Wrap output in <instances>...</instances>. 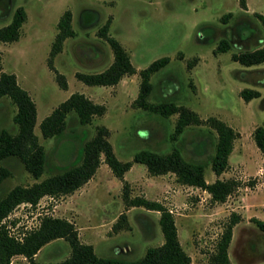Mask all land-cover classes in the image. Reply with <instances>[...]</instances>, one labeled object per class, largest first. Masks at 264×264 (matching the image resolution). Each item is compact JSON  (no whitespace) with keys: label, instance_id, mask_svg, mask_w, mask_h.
I'll use <instances>...</instances> for the list:
<instances>
[{"label":"rangeland","instance_id":"1","mask_svg":"<svg viewBox=\"0 0 264 264\" xmlns=\"http://www.w3.org/2000/svg\"><path fill=\"white\" fill-rule=\"evenodd\" d=\"M18 5L25 8L26 19L18 39L0 41V71L14 72L18 83L35 101L34 132L46 156L39 177L27 171L18 157L1 159L0 166L10 173L0 182V198L15 185H30L80 162L83 143L95 134L97 125L103 124L121 160H132L143 148L167 152L177 146L185 159L203 162L208 181L216 177L239 180L224 201H215L202 188L179 182L173 172L150 174L140 162H132L124 178L130 196L158 200L173 213L180 243L193 262L224 264L212 262L210 256L216 252L232 212L240 219L233 227L227 249L230 264L263 262L264 231L251 218L264 220L262 154L252 135L257 125L264 126V82H253L249 75L258 65L262 70L264 62L243 66L231 54L264 42L261 21L254 14L264 13V0H250L249 9L254 12L243 10L238 0H0V26L11 20ZM66 8L72 12L75 34L64 39L62 50L52 60L66 76L68 86L62 88L47 58L57 20ZM85 10L96 12L95 21L88 23L82 17ZM228 11L232 14L223 22L221 16ZM107 18L111 20L109 33L126 48L136 72L125 74L115 85L87 84L76 77V71H100L113 59L111 46L97 31ZM222 37L232 39L231 47L214 52ZM162 55H168L170 60L151 75L148 99L184 104L201 118L217 116L238 131L228 166L218 175L211 168L217 132L208 123L186 125L172 139L177 113L161 116L132 104L139 89L138 70ZM243 87L258 88L262 95L245 100L239 95ZM74 91L103 103L105 112L81 124L76 111L70 110L61 134L43 136L39 127L42 118ZM15 112L16 105L10 97H0V130L17 131ZM101 157L89 187L83 183L85 189L55 194L52 199L45 194L35 204L16 203L4 217L10 231L23 236L38 227L43 216H61L74 223L80 239L93 243L97 255L128 260L138 259L148 246L162 243L159 210L127 207L122 200L123 179L115 176ZM160 180L169 181L171 186L157 190ZM93 184H97L95 188ZM121 212H126L129 228L115 230L113 224ZM69 253L68 241L58 237L38 249L35 258L40 262L59 261ZM12 261L27 264L28 259L16 254Z\"/></svg>","mask_w":264,"mask_h":264},{"label":"trees","instance_id":"2","mask_svg":"<svg viewBox=\"0 0 264 264\" xmlns=\"http://www.w3.org/2000/svg\"><path fill=\"white\" fill-rule=\"evenodd\" d=\"M238 3L241 8L247 9L246 0H238ZM231 14L232 11L226 12L221 16V20L225 22ZM254 14L261 21L264 31V13L256 11ZM82 17L88 23L95 21L96 12L85 10ZM25 19V8L22 5L16 6L11 20L0 26V41L8 42L18 39L21 25ZM110 21V18H107L97 31L111 46L113 59L107 67L100 71H76V77L87 84L113 85L125 74L136 72L126 48L109 33ZM71 22L72 12L69 8H66L57 20V32L51 42L47 58V63L54 71L55 79L62 88L68 86L66 76L56 69L52 60L62 50L64 39L75 34ZM231 42L232 39L222 37L213 51L228 50L231 47ZM231 58L243 66H251L264 61V47L241 49L232 52ZM1 60L2 55L0 53V63ZM169 60L168 55H162L138 70L140 76L139 89L132 104L161 116L177 113L174 130L170 136L172 139L177 138L186 125L208 123L217 132L215 151L211 157V168L218 175L228 166L229 154L238 131L217 116H209L203 119L194 109L184 104L169 100L150 101L148 99L152 91L151 75L165 66ZM254 73L262 74L263 71H253ZM253 74H250L249 77ZM260 77H257V79H261ZM5 95L10 97L16 105L13 121L17 124V131L11 133L6 128L0 130V160L9 156L18 157L27 171L34 177H39L44 170L46 152L34 132L37 113L35 101L29 92L18 83L14 72L1 70L0 97ZM239 95L243 99L249 100L258 97L260 91L251 87H243L239 90ZM105 109L106 106L103 103L93 101L83 92L74 91L42 118L39 127L45 137L61 134L65 129L66 115L70 110L76 111L81 124H86L91 121L94 115L103 114ZM108 134L109 129L107 126L97 125L95 134L82 145L80 162L73 163L62 171L44 177L30 185H15L4 197L0 198V264H13L11 259L16 254L26 256L28 259L27 264H205L193 262L190 254L183 248L179 240L174 215L163 203L143 195H129L128 183L123 178L124 172L129 169L132 162L143 163L150 174L173 172L179 182L206 190L210 193L211 199L215 201H224L238 186L239 180L233 177H216L213 181H207L204 175L203 162L185 159L177 146H173L167 152L143 148L133 155L132 160H121L115 154L107 137ZM252 135L262 154L264 172V126L257 125L253 129ZM101 155H103V160L111 168L114 175L123 179L122 199L127 207L143 206L159 210V224L164 236L162 243L148 246L141 257L128 260L122 257L97 255L93 245L81 241L78 229L71 220L65 217L45 215L41 218L38 227L29 230L21 237L12 233L8 224L5 221L3 222L4 217L8 215L16 203L28 201L35 204L45 194H64L78 188L93 175L100 164ZM9 173L6 167L0 166V182ZM239 219V214L231 213L230 219L217 241V250L210 256L212 262L230 264L227 249L231 241L233 225ZM251 219L259 229L264 231L263 219L258 217H252ZM123 227L129 228L126 212H121L119 219L113 224L115 230ZM58 237H63L68 241L70 245L69 255L59 261H37L35 253L38 249L46 242ZM259 264H264V261Z\"/></svg>","mask_w":264,"mask_h":264},{"label":"crops","instance_id":"3","mask_svg":"<svg viewBox=\"0 0 264 264\" xmlns=\"http://www.w3.org/2000/svg\"><path fill=\"white\" fill-rule=\"evenodd\" d=\"M246 4H247V9H245V11H247V12H254L255 10H250L249 9V5H250V0H246ZM243 9V8H242ZM244 10V9H243ZM264 42L262 43H258V45H256L255 47H260V46H263L264 47ZM255 47H253V48H255ZM239 51V50H238ZM236 61V60H235ZM264 62V61H263ZM261 63V62H260ZM259 63H257V64H253V65H251V66H256V65H258ZM262 69V71H263V77H260L261 79H257V77H259L258 76V74H253V75H251L250 77H249V79L251 80V81H253V82H256V83H263L264 81H263V79H264V68H261ZM253 71H260L261 72V70H260V65H258L255 69H253ZM120 81V80H119ZM118 81V82H119ZM117 82V83H118ZM116 84V83H115ZM115 84H113V85H115ZM251 88H255V87H251ZM255 89H258V88H255ZM240 90V89H239ZM259 91H260V95L259 96H261L262 95V92H261V90L260 89H258ZM258 96V97H259ZM261 160H262V158H261ZM102 163V157H101V161H100V164ZM132 165V164H131ZM98 168V167H97ZM130 168V167H129ZM111 169V168H110ZM97 170V169H96ZM96 170H95V172L93 173V175L86 181V182H84V185L86 186V187H89L88 185H90L91 184V182H92V180H94V176H96ZM128 170V169H127ZM112 171V170H111ZM113 173V172H112ZM261 173H264L263 172V168H262V171H261ZM114 174V173H113ZM164 174H166V173H163L162 175H164ZM170 175V172H168L167 173V175ZM123 178H125V172H124V175H123ZM220 178V177H219ZM163 180V179H162ZM207 180V179H206ZM97 181V180H96ZM149 181V180H148ZM161 181V180H160ZM208 181V180H207ZM96 185L97 184H93V187L95 188L96 187ZM85 186H79L78 188H80V187H83L84 189L86 188ZM169 186H171V184H170V182L168 181V182H160L156 187H157V190H159V191H162V190H165V188L167 189V187H169ZM77 188V189H78ZM204 190V189H203ZM109 190H107V193H109L108 192ZM204 191H206V190H204ZM145 193V192H144ZM208 193V195H210V193L209 192H207ZM146 194V193H145ZM167 197V196H166ZM123 200V199H122ZM128 210V209H127ZM237 223V222H236ZM235 223V224H236ZM235 224L233 225V227L235 226ZM232 233H233V229H232ZM53 240V239H52ZM52 240H50V241H48V242H46L44 245H47L48 243H50ZM81 241H83V242H86V243H91L92 245H93V243L92 242H89L87 239H81ZM43 245V246H44ZM43 246H41L40 247V249L43 247ZM94 247V246H93ZM95 250V249H94ZM20 255H22V254H20Z\"/></svg>","mask_w":264,"mask_h":264},{"label":"built area","instance_id":"4","mask_svg":"<svg viewBox=\"0 0 264 264\" xmlns=\"http://www.w3.org/2000/svg\"><path fill=\"white\" fill-rule=\"evenodd\" d=\"M48 197L50 198V199H52L53 198V195H48ZM5 220L3 219V222H4ZM19 237H21V236H19ZM11 262L13 263V261H12V259H11ZM14 264V263H13Z\"/></svg>","mask_w":264,"mask_h":264}]
</instances>
